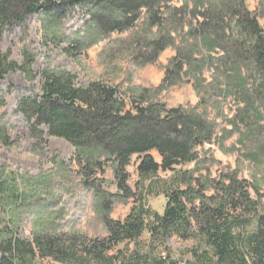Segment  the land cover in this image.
<instances>
[{"label": "rangeland", "instance_id": "374dc122", "mask_svg": "<svg viewBox=\"0 0 264 264\" xmlns=\"http://www.w3.org/2000/svg\"><path fill=\"white\" fill-rule=\"evenodd\" d=\"M158 1L153 9L162 18L158 27L151 20L150 10L142 7L133 28L106 31V25L101 24L104 21H123L118 11L106 6L111 7L107 1L100 7L38 12L1 33L0 55L8 54L9 62L23 71L0 79V129L10 140L6 145L0 138V216L3 222L19 229L22 239L32 240L39 226H60L63 229L59 231L82 238H104V218H127L138 206L136 202H141L146 186L138 174L139 159L134 157L128 168L133 192L130 199L119 192L110 170L103 177L89 179L97 184L102 181L98 190L87 187L79 167L72 162L75 150L69 143L49 137L46 127H41L46 144L33 139L23 115L16 111L23 97L37 98L42 94V72L71 77L77 88L93 82L109 84L118 90L128 109L132 107L131 99L136 100L146 90L150 102L163 104L167 110L186 109L187 113L201 115L202 122L214 133L196 149L197 160L177 171L197 179L198 189H206L205 199L218 197V184L228 185V178L234 177L245 183L250 201L259 207L257 212L248 210L246 217L253 222L264 215V122L261 130L254 129L250 134L231 123L236 110L232 90L241 84V78H246L247 89L252 91L254 80L249 70L253 67L246 58L251 55H244L247 51L240 47L237 51L235 45L230 50L231 43L243 41L233 28L236 10L246 8L258 18L264 31V0ZM216 16L224 22L220 39L206 30L209 25L214 26L209 17ZM201 24L207 26L202 28ZM161 38L170 43L158 53L153 42ZM236 52L243 56L242 60L234 57ZM180 58L192 62L194 68L201 67L187 71L188 78L167 76L168 69L172 73L174 61ZM240 65L249 68L231 71V67ZM166 78L169 83L176 80V86L160 91ZM203 97L204 105L199 106ZM253 101V108L260 110L262 103L254 98ZM260 112L264 113L262 109ZM151 155L161 162L157 152ZM174 176L172 172L159 174L165 181ZM145 201L153 212H164V197H147ZM146 238L147 234L143 240ZM168 246L177 261L191 260L192 253L206 250H201L205 245L199 238L188 242L175 238Z\"/></svg>", "mask_w": 264, "mask_h": 264}, {"label": "trees", "instance_id": "16d2710c", "mask_svg": "<svg viewBox=\"0 0 264 264\" xmlns=\"http://www.w3.org/2000/svg\"><path fill=\"white\" fill-rule=\"evenodd\" d=\"M107 1L111 7L106 6L118 11L123 20H103L101 24L106 25L108 32L133 28L142 7L150 10L154 26L162 25L159 12H153L158 0L148 3L145 0H0V35L5 28L23 23L38 12L100 7ZM219 17H209L214 26L206 28L207 34L218 39L224 25ZM233 20L234 32L243 41L231 43L230 50L235 45L237 51L238 47L247 51L244 55L250 53L251 58H246L253 67L249 70L254 80L251 89L256 87V90L249 91L247 79L241 78V84L231 93L236 105L231 123L250 134L254 129L261 130L260 124L264 122V113L260 112L264 111V31L258 18L244 7L236 10ZM205 26L201 24L202 28ZM169 43L163 38L153 42L158 53ZM223 52L229 54L228 50ZM235 56L242 60L239 53ZM174 67L172 73L167 68V76L188 78L187 71L194 68L192 62L182 58L174 61ZM242 68L249 66H233L231 71L240 72ZM20 71L23 68L9 62L8 54L0 55V79ZM41 77L42 94L37 98L23 97L16 111L23 115L33 139L46 144V135L41 130L46 127L49 137L69 143L75 150L72 162L79 167L87 187L98 190L102 181L97 184L89 179L103 177L110 170L119 192L130 199L133 192L128 168L134 157L139 159L138 174L146 186L141 202H136L138 206L127 218L123 221L108 215L104 218L107 232L104 238H82L59 231L63 229L60 226H39L32 240H26L20 237L19 229L3 222L0 216V264H264V215L257 216L255 224L246 217L248 210L257 212L259 207L250 201L245 183L228 178V185L218 184V197L205 199V187L198 189L197 179L177 171L178 167L197 160L196 149L204 146L210 133H214L212 127L202 122L201 115L187 113L186 109L167 110L163 104L150 102L146 90L136 100L131 99L132 107L128 109L118 90L109 84L93 82L77 88L71 77L47 72H42ZM166 80L160 91L176 86L175 79L170 83ZM253 98L262 103L260 110L253 108ZM203 99L199 106L204 105ZM2 131L5 130L0 129V138L9 145L10 140ZM152 152L158 153L160 163ZM170 172L175 175L170 181L159 177ZM0 193H3L1 185ZM158 196L166 200L162 214L146 206L145 198ZM145 234L148 238L143 240ZM175 238L182 242L199 238L205 245L201 250H206L192 253L191 260L177 261L168 246Z\"/></svg>", "mask_w": 264, "mask_h": 264}]
</instances>
